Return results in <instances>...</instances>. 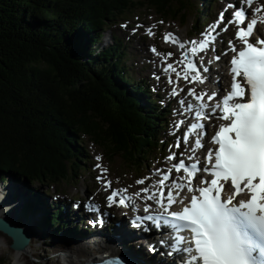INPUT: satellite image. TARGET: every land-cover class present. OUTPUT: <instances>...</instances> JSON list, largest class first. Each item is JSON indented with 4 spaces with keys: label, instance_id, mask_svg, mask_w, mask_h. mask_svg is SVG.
<instances>
[{
    "label": "trees",
    "instance_id": "trees-1",
    "mask_svg": "<svg viewBox=\"0 0 264 264\" xmlns=\"http://www.w3.org/2000/svg\"><path fill=\"white\" fill-rule=\"evenodd\" d=\"M140 8L182 22L191 8L198 22L209 15L193 0H0L2 181L55 186L78 177L88 161L85 137L138 174L156 158L167 110L129 78L118 39L97 45L109 23ZM25 203V215L37 217L33 201ZM59 216L37 224L63 230Z\"/></svg>",
    "mask_w": 264,
    "mask_h": 264
},
{
    "label": "snow or ice",
    "instance_id": "snow-or-ice-1",
    "mask_svg": "<svg viewBox=\"0 0 264 264\" xmlns=\"http://www.w3.org/2000/svg\"><path fill=\"white\" fill-rule=\"evenodd\" d=\"M246 2L251 5L253 0ZM259 12V7L251 12L241 7L232 13V18L226 23L224 13L221 12L215 24L209 26L214 32L216 27L223 24L221 31H227L228 25L234 24L236 30L233 39L243 45L237 49L233 39L228 41L229 50L235 54L230 60V90L222 96V103L210 106L203 99L206 94L196 95L193 89H187L186 94L194 96L198 102L186 105V109L194 113V119L203 120L219 112L216 119L225 122L218 126L211 137V142L217 147L208 149L207 162L201 165L192 156L188 158V163L180 159L173 167L177 172H186V180L171 177V183L166 187L165 181L170 180L171 170L157 169L156 172L161 174L159 190L154 191L150 186L139 190L145 194L144 198L154 201L162 211L155 215L136 217L132 223L142 227L145 222L153 221L152 227L163 229L167 239L159 241L166 248V253L162 255L172 257L175 264H264V32L258 27L255 18ZM153 27L151 25L148 28L149 36L154 34ZM254 31L252 42L250 37H253ZM201 36L202 39L179 41L171 32L164 34L163 39L177 44L184 50L182 56L187 59L183 73L176 71L173 64L166 63L171 52L162 61V72L174 73L175 83L178 84L180 79L189 83L193 80L203 83L205 78L211 79V62L204 65L202 60L197 62L195 58L208 49L216 36L209 30ZM150 51L155 54L156 48L150 47ZM219 58L215 57L216 60ZM168 83H174L171 75L168 76ZM180 91L184 89L174 87L170 95H179ZM216 95V92L207 94V101L213 100ZM178 103L185 105L183 99ZM184 110L182 108L181 112ZM181 123L177 121V130ZM190 131L197 133L191 149L195 152L196 148L203 147L201 137L206 135L203 123H191L183 137L177 139L176 147L181 142L187 146ZM166 159L174 160L176 155L170 154ZM101 171L106 172V169ZM193 177L196 179L195 186L192 183ZM96 179L100 181L103 176H97ZM143 182V179L136 181L137 184ZM103 183L105 190L111 186L107 179H103ZM185 188L186 192L181 196ZM106 199L109 207L112 203L134 207L131 198L122 195L121 190L114 189ZM173 204L177 210L170 211ZM86 207L99 211L98 206L88 204ZM150 207L145 205L146 213ZM155 250L154 246L150 248V251ZM99 264L140 262L127 254L119 258H111L106 254V258Z\"/></svg>",
    "mask_w": 264,
    "mask_h": 264
},
{
    "label": "rangeland",
    "instance_id": "rangeland-1",
    "mask_svg": "<svg viewBox=\"0 0 264 264\" xmlns=\"http://www.w3.org/2000/svg\"><path fill=\"white\" fill-rule=\"evenodd\" d=\"M202 2L203 0H193L194 5L199 10H202L203 7L206 8L205 3L202 4ZM217 10L218 8H214L211 11L209 18L210 20L214 18ZM160 21H162L163 23H160ZM138 25L140 27H137ZM151 25L155 26L152 28V30L154 34H158L157 38H154V34L151 36L148 35V28ZM195 27H199V29H194ZM105 28L106 29L103 30L100 36L101 42L97 44L101 47L100 49L108 48L114 43V38L118 39L121 42L123 49L126 51V58L124 60V63L126 69L129 70V78H131L133 82L137 83L140 82L142 77H144L151 85V87H154V82L150 79V74L152 71L148 72L147 74L143 73V71L147 70V66L150 65L149 60L151 58L155 59V57L150 54V47H155L160 52L164 50V54H162L161 58H165L167 56V53L171 52L172 55L170 57H172V60L174 61L179 59L182 50H177L178 46L175 43H165V40L163 39L164 34L171 32L178 38L179 41H189L192 39H201V34H199L197 31H202L203 29L205 30L203 22L200 21V18L199 22L197 21V14L196 12H192V8L187 11V16L185 17L184 22H182L180 17H164L158 14L155 10L140 8L130 14H127L124 17L116 19L115 21L109 23ZM133 29H135V31H133ZM144 57L150 59L144 60ZM160 61L161 60H159V62ZM156 64H158V62H156ZM161 69L162 68L160 67V70ZM159 104L161 105V102H159ZM83 143L84 148H87L85 154L90 159H88V162L84 163L85 166H82V169L79 171L78 177H73V179H68L57 183L55 186H51L48 185V183L41 184L39 182H30L22 177H19V180H14L10 176H7L6 179L3 180L6 182L5 184L1 183L3 181L0 180V187L3 189L7 187V190L4 194L9 196V198L11 197V201L17 202V204H20L22 202L24 203L25 197H35V194H39L40 197L41 195H44L46 197V199L44 198L46 201L53 203V198L57 195H60L63 203H69V211H71L72 214H75V212H73V204H71V202L74 201V204H77L76 201L85 200L88 194L96 196L97 202L103 203L105 201L101 200L103 196L98 189L100 185L94 179L95 175H99V170H96V168L93 167L94 164H96L94 156L103 158L105 165L109 169V176L115 182V184L129 185L136 188L135 190L142 189L139 184L137 185L136 180L138 177L145 176V174L147 175L149 173V170L147 171L145 169V165L143 166L145 169L144 172L142 174H137L134 167L126 164L120 156H115L112 159V157L107 154L106 149H104L103 147H99L97 144H94L93 141H91L87 137L84 138ZM164 153L165 152L161 153L160 155H163ZM160 160H162V158H160ZM152 161L156 162L154 160ZM156 163L157 165L155 167H150V169L156 168L159 161ZM19 181L24 184H21V182ZM9 184H11L12 188L14 189L13 192L8 188ZM50 196H53V198ZM8 206V208L10 209V211L8 210V212L10 213L5 214L6 218L14 224L16 222L17 224L15 225L19 227H28L29 232L32 233L30 242L31 253L28 254L25 260H17L14 256V253L9 247V243L11 242V240L0 233V240L2 241V243L0 244V258L5 259L7 262H10L12 264H66L64 260L65 257H57V255L60 254V250L58 249V247L60 246L61 248L70 245H76L75 247H77L78 245H80V242H78V240L67 242L64 238L67 236H76V233L73 234V232L71 231L65 233L63 230L56 231L55 227L50 226L48 223V227L43 228V230L41 231H35L34 225L37 224L36 218L38 216H25L24 208H22V210L16 211L10 205ZM2 207L3 209H5L4 211H6L7 206L5 205V202L1 197L0 208ZM48 209L51 210L50 207ZM24 221L27 224V227ZM123 222V226L119 227L118 230L129 228L126 226V221L124 223ZM73 225L74 224L70 225V228H73ZM114 233L115 231H111V234ZM134 249L136 250L137 248ZM145 250L146 249H142L140 255L138 257H135L142 261H144L143 256L146 259L147 257L150 258V252H146ZM146 262L150 263L151 261L146 260Z\"/></svg>",
    "mask_w": 264,
    "mask_h": 264
},
{
    "label": "bare ground",
    "instance_id": "bare-ground-1",
    "mask_svg": "<svg viewBox=\"0 0 264 264\" xmlns=\"http://www.w3.org/2000/svg\"><path fill=\"white\" fill-rule=\"evenodd\" d=\"M205 2H209V1L205 0ZM205 6H206V4H205ZM222 60L225 63V65L227 66L228 65L227 57H223ZM206 65H208V64H206ZM229 68H230V65H229V67H225V66L222 67V71H221L219 77L222 78V79L229 78L230 77ZM220 86L223 87V84L221 83ZM214 122H217V120H215ZM210 144H211V142L209 141L208 146ZM193 157H195V156H193ZM181 178L186 180L187 175L183 172V173H181ZM8 188L13 192L14 189L12 188L11 184H9ZM6 190H7V187H5L4 189L0 187V198L1 197L3 198V201L6 203L7 210H9V211H10V209L8 208L9 207L8 205L13 207L16 211L22 210V208H24L25 200H28V199H31V201H33V203L35 205L43 203L42 199L39 198L40 197L39 194H35V197L33 196L32 198H26V197L24 198V197H22V198H24V203L22 202L20 204L19 203L17 204V202L10 201L9 198H8L9 196L4 194ZM185 192H186V190H184L180 195L183 196L185 194ZM43 209H44V206L39 207V211L40 212H42ZM4 210L5 209L2 208V210H0L1 213H4V214L10 213V212L4 211ZM24 215H25V208H24ZM25 216H29V215H25ZM1 217L2 218L3 217L6 218V215L5 216L1 215ZM29 217H31V216H29ZM18 218H23V217H18ZM118 219H119L118 221L121 224L120 227L123 226V224H122L123 221L124 222L127 221V219L125 217H119ZM6 220L10 221L7 218H6ZM112 220H113V218H108V220L106 221V229L108 231L107 234H110L108 236V238L100 236V237H97L96 239L90 241V238L77 239V237H75V238H65L64 237L67 242L72 241V240H74V241L78 240V242H80V245H78L77 247H75L76 245L75 246L74 245L64 246L65 248L64 247L60 248V246L58 247V249L60 250L61 256L65 257L64 260H65L66 264H90L94 260H96L97 257L102 256V254L111 252V253H113V255H115L117 253H121L119 251V249L120 250H124L125 252H128V253L132 254L134 257L135 256L138 257L140 255L141 251L133 249V247H132L133 244L129 243L127 241V238H128L127 233L129 232L128 230H126L127 228L124 229V230H118L119 227L111 228L110 226L113 225V221ZM11 223L14 224L13 222H11ZM24 223H25V221H24ZM15 224H17V223L15 222ZM25 225L27 227L26 223H25ZM20 228H22V227H20ZM23 229L28 230V227L27 228L23 227ZM34 229H35V231L43 230V228H40L38 226V224L34 225ZM39 231H38V233H39ZM111 231H113V232L115 231V233L111 234ZM60 237H62V236H60ZM81 240H83V241H81ZM1 243H2V241L0 240V244ZM107 243L114 244V246H116V247L113 248L111 245H108ZM135 243L136 242H134V244ZM68 247H70V248H68ZM96 248H97V250H96ZM94 250H96V252H94ZM29 253H31L30 245L23 252H14V256L16 257L17 260H22L23 261V260L26 259V257L28 256ZM143 258H144V262L145 263H147L146 260H150L151 261V259H152L151 257L150 258L147 257V259H146L144 256H143ZM171 263H172V261L169 260L168 258H159L158 262L155 263V264H171Z\"/></svg>",
    "mask_w": 264,
    "mask_h": 264
},
{
    "label": "water",
    "instance_id": "water-1",
    "mask_svg": "<svg viewBox=\"0 0 264 264\" xmlns=\"http://www.w3.org/2000/svg\"><path fill=\"white\" fill-rule=\"evenodd\" d=\"M9 200L11 201L10 198ZM2 208H0V210H2ZM1 215H3V213L0 211V233L11 240L9 243L10 249L13 253L25 251L30 245L32 233L12 224L10 221L6 220L5 217L2 218Z\"/></svg>",
    "mask_w": 264,
    "mask_h": 264
}]
</instances>
